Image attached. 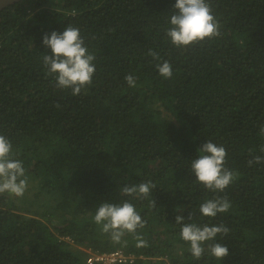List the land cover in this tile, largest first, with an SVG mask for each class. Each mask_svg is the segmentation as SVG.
Returning <instances> with one entry per match:
<instances>
[{
  "label": "trees",
  "instance_id": "obj_1",
  "mask_svg": "<svg viewBox=\"0 0 264 264\" xmlns=\"http://www.w3.org/2000/svg\"><path fill=\"white\" fill-rule=\"evenodd\" d=\"M207 2L221 35L187 49L166 36L176 0H21L0 11V135L33 190L19 202L0 194V264H87L92 252L116 250L127 256L119 264H264V163L248 165L264 156V0ZM68 25L95 54L93 83L75 96L42 62L51 54L44 35ZM149 49L172 65L171 78ZM208 140L239 173L222 193L191 170ZM148 181L156 184L148 199L121 193ZM217 195L230 210L202 216L200 204ZM124 200L146 221L137 230L145 247L130 234L127 246L113 244L93 220L101 203ZM178 215L227 226L215 242L229 254L218 260L205 245L192 257Z\"/></svg>",
  "mask_w": 264,
  "mask_h": 264
},
{
  "label": "clouds",
  "instance_id": "obj_2",
  "mask_svg": "<svg viewBox=\"0 0 264 264\" xmlns=\"http://www.w3.org/2000/svg\"><path fill=\"white\" fill-rule=\"evenodd\" d=\"M176 10L170 16V27L166 36L177 48L187 49L206 39L219 37L220 24L212 13L207 0H176L173 5ZM45 47L51 49V54H44L43 65L48 76L54 78L56 87L70 89L72 95H80L93 83L96 66L93 63L95 54L91 53L85 44L80 29L68 25L61 32L52 31L43 37ZM150 55L157 63L159 74L165 78L173 76L172 65L168 61H161L160 53L149 49ZM129 87H136L137 78L132 74L125 76ZM59 107V105H57ZM264 136V126L260 128ZM200 155L191 162L196 182L210 192L222 193L232 184L239 173L226 167L227 152L223 145L208 140L198 149ZM264 153V147L260 149ZM13 145L4 135H0V194L8 193L12 196L22 197L28 187V178L22 161L15 159ZM251 155V153H250ZM264 163V156L254 155L248 160V165ZM156 184L152 181L134 185H125L121 193L137 200H145L151 196ZM150 206L156 207V201L150 200ZM232 207L230 200L225 196H215L200 204L199 213L205 217H216L218 213H226ZM188 219L192 220V214ZM94 222L99 226L102 234L109 237L113 244L127 246L123 238L130 234L136 240V247H145L146 241L137 230L146 226V221L136 210L130 200L121 203L103 202L98 207ZM185 217L178 215L176 224L180 225V238L189 245V251L195 259L199 260L205 254V245L209 255L222 260L229 254V248L215 242L218 234L226 236L230 229L223 225H200L195 222L185 223Z\"/></svg>",
  "mask_w": 264,
  "mask_h": 264
},
{
  "label": "built area",
  "instance_id": "obj_3",
  "mask_svg": "<svg viewBox=\"0 0 264 264\" xmlns=\"http://www.w3.org/2000/svg\"><path fill=\"white\" fill-rule=\"evenodd\" d=\"M127 256L122 251L92 252L91 257L86 259L87 264L98 262L100 264H119L126 261Z\"/></svg>",
  "mask_w": 264,
  "mask_h": 264
},
{
  "label": "water",
  "instance_id": "obj_4",
  "mask_svg": "<svg viewBox=\"0 0 264 264\" xmlns=\"http://www.w3.org/2000/svg\"><path fill=\"white\" fill-rule=\"evenodd\" d=\"M21 0H0V11L4 9L5 7L10 6L11 4H14L16 2H19Z\"/></svg>",
  "mask_w": 264,
  "mask_h": 264
},
{
  "label": "rangeland",
  "instance_id": "obj_5",
  "mask_svg": "<svg viewBox=\"0 0 264 264\" xmlns=\"http://www.w3.org/2000/svg\"><path fill=\"white\" fill-rule=\"evenodd\" d=\"M32 192H33V190L30 189V188H29V185H28L27 190L25 191L24 195H29V196H30ZM15 198H16V200L19 202V201H20L19 199L22 198V197H16V196H15Z\"/></svg>",
  "mask_w": 264,
  "mask_h": 264
}]
</instances>
